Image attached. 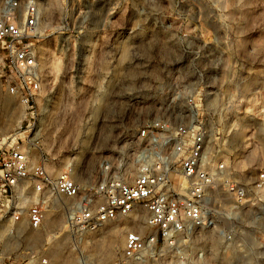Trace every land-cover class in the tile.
Here are the masks:
<instances>
[{"label":"built area","instance_id":"1","mask_svg":"<svg viewBox=\"0 0 264 264\" xmlns=\"http://www.w3.org/2000/svg\"><path fill=\"white\" fill-rule=\"evenodd\" d=\"M62 10L58 35L68 30L67 5ZM139 28L124 41L137 68ZM45 33L38 0H1L0 90L23 115L21 135L0 142V264H52V257L26 250L17 233L18 227L42 231L50 210L65 211L71 232L127 221L123 248L111 264H264V251L253 243L264 212V173L249 182L236 179L229 157L209 151L211 133L201 116L217 110L205 106L219 97L209 84L222 62L215 43L168 41L163 51L168 67L159 74L145 65L137 82L127 85L124 116L133 127L124 123V153L100 159L101 179L91 182L83 177L96 151L94 130L83 145L79 138L72 143L62 167L54 170L57 158L42 125L41 163L33 161L38 120L45 116L37 100L43 103L47 96L39 53ZM210 245L226 260L214 262ZM68 261L87 264L82 255Z\"/></svg>","mask_w":264,"mask_h":264},{"label":"rangeland","instance_id":"2","mask_svg":"<svg viewBox=\"0 0 264 264\" xmlns=\"http://www.w3.org/2000/svg\"><path fill=\"white\" fill-rule=\"evenodd\" d=\"M38 1L41 26L46 30L39 53L47 96L43 103L37 100L45 116L38 120L39 133L31 150L34 162L41 163L42 125L48 143H53L54 170L62 167L70 145L83 141V130L86 134L94 130L96 151L86 157L88 173L83 178L98 182V161L121 156L124 123L128 130L133 127L128 114L124 116V100L129 97L124 91L131 90L127 85L137 82L145 65H153L159 74L168 67L163 52L168 41L181 46L193 40L214 42L222 53V62L215 66L218 78L209 81L219 92L214 103L217 110L201 114L208 120L210 150L229 157L236 179L249 182L264 173V0ZM64 5L68 7V30L58 35L55 29L63 19ZM136 27L141 32L139 68L124 54L126 36ZM22 115L17 102L0 90V142L14 140ZM123 223L119 220L96 226L92 232H71L65 211L50 210L42 231L23 227L21 235L26 250L52 257V264H69L68 259L79 255L93 264H111L123 248ZM254 227L253 243L262 252L264 212ZM31 239L36 243H30ZM212 259L216 261L215 254ZM219 260L226 258L218 256Z\"/></svg>","mask_w":264,"mask_h":264},{"label":"bare ground","instance_id":"3","mask_svg":"<svg viewBox=\"0 0 264 264\" xmlns=\"http://www.w3.org/2000/svg\"><path fill=\"white\" fill-rule=\"evenodd\" d=\"M124 49H125V48H124ZM124 54H127L126 49L124 50ZM85 58H88V59H89V57H87V56H86ZM134 78H135V77H134ZM134 78H133V79H134ZM46 102H48V99L46 100ZM214 103L216 104V98H214V99H209V101L206 102V105H205V106H206L207 108H214V107H215ZM45 105H46V103H45ZM39 106H40V105H39ZM42 107H43V106H42ZM44 108H46V107H44ZM44 108H43V109H44ZM45 110H46V109H45ZM91 114H92V112H91ZM238 126H239V125H238ZM89 133H90V132H89ZM89 133H88V132H87V134L84 133V137H85V138H83L82 145L85 143V139H88L87 135L89 136ZM18 135H21V133L19 132ZM18 135H17V136H18ZM83 142H84V143H83ZM232 144H233V143H232ZM81 147H82V146H81ZM81 149L84 150V146H83V148H81ZM209 150H210V148H209ZM123 224H124V228H127V227H128V222H127V221H124ZM2 233H4V232H2ZM17 233H18V235H21V234H22V230H21V228H19V227L17 228ZM8 244H9V243H8V241L6 240V241H5V245H6V247H8ZM209 250L212 252V255L215 254V256H216V258H217L216 261L218 262V256H219V255L217 254L218 252H217V248H216V246H215V245H210V246H209ZM84 260L86 261L87 264H93V263L90 261V259H88V258H85V257H84ZM216 261H214V262H216Z\"/></svg>","mask_w":264,"mask_h":264}]
</instances>
